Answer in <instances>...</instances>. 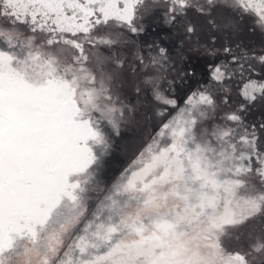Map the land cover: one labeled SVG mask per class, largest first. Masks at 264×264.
Listing matches in <instances>:
<instances>
[{"label":"snow or ice","instance_id":"snow-or-ice-1","mask_svg":"<svg viewBox=\"0 0 264 264\" xmlns=\"http://www.w3.org/2000/svg\"><path fill=\"white\" fill-rule=\"evenodd\" d=\"M0 264H264V0H0Z\"/></svg>","mask_w":264,"mask_h":264},{"label":"rangeland","instance_id":"rangeland-1","mask_svg":"<svg viewBox=\"0 0 264 264\" xmlns=\"http://www.w3.org/2000/svg\"><path fill=\"white\" fill-rule=\"evenodd\" d=\"M167 43V41H164ZM246 42V38H245ZM155 125L149 123L147 126L142 125L139 128L129 129L124 134V140L120 142V146L113 154L108 163L109 177L116 175L128 163L133 151L138 147L148 135L153 133Z\"/></svg>","mask_w":264,"mask_h":264},{"label":"trees","instance_id":"trees-1","mask_svg":"<svg viewBox=\"0 0 264 264\" xmlns=\"http://www.w3.org/2000/svg\"><path fill=\"white\" fill-rule=\"evenodd\" d=\"M257 118H259V117H257Z\"/></svg>","mask_w":264,"mask_h":264}]
</instances>
